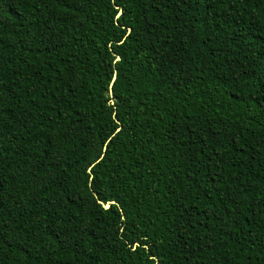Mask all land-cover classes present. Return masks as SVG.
<instances>
[{"label":"trees","instance_id":"trees-1","mask_svg":"<svg viewBox=\"0 0 264 264\" xmlns=\"http://www.w3.org/2000/svg\"><path fill=\"white\" fill-rule=\"evenodd\" d=\"M0 264H264V0H0Z\"/></svg>","mask_w":264,"mask_h":264},{"label":"water","instance_id":"water-1","mask_svg":"<svg viewBox=\"0 0 264 264\" xmlns=\"http://www.w3.org/2000/svg\"><path fill=\"white\" fill-rule=\"evenodd\" d=\"M115 58H116V59H118V57H117V56H116ZM112 79H113V77H112ZM112 79H111V80H112ZM109 90H110V88H109ZM102 205H103L104 207H107V203H105V204H102Z\"/></svg>","mask_w":264,"mask_h":264}]
</instances>
